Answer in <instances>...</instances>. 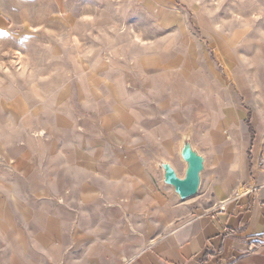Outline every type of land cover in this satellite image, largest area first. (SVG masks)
<instances>
[{
    "label": "rangeland",
    "instance_id": "rangeland-1",
    "mask_svg": "<svg viewBox=\"0 0 264 264\" xmlns=\"http://www.w3.org/2000/svg\"><path fill=\"white\" fill-rule=\"evenodd\" d=\"M84 118L163 125L175 142L170 160L163 158L179 174L178 149L188 135L206 161L191 198L213 197L219 184L236 189L241 158L262 169L264 0H0L1 213L14 217L19 199L30 196L28 180L8 183L1 155L25 152L29 167L51 173V151L63 135L74 137L68 121ZM97 200L70 206V229L95 235L30 236L28 222H5L1 263L27 255L37 264L124 261L131 253L119 251L131 238L115 233L129 226V214Z\"/></svg>",
    "mask_w": 264,
    "mask_h": 264
},
{
    "label": "crops",
    "instance_id": "crops-1",
    "mask_svg": "<svg viewBox=\"0 0 264 264\" xmlns=\"http://www.w3.org/2000/svg\"><path fill=\"white\" fill-rule=\"evenodd\" d=\"M249 123L251 132L244 120L248 149L254 141L251 116ZM65 130L74 132V137L62 136L61 147L51 151L55 163L46 175L27 165L30 156L25 152L1 155L7 161L8 183L16 186L28 180L25 191L30 196L19 199L14 217L1 213L0 167V264H37L28 255L1 263L2 224L11 219L31 224L30 236L95 235L70 229L71 204L86 205L87 197L98 199L101 205L119 206L129 214V226L115 234L131 239L120 251L116 244L112 249L131 254L121 262L113 257L109 264H264V171L254 162L240 159L236 189L219 184L213 197L202 191L197 198L181 201L161 183L153 163L157 155L169 159L175 147L173 132L166 134L163 125L150 130L139 128L134 119L128 125L113 126L84 118L68 121ZM260 137L264 142V129ZM109 141L122 143L126 150L112 149ZM75 194L78 198L74 199ZM211 198L215 202L207 207Z\"/></svg>",
    "mask_w": 264,
    "mask_h": 264
},
{
    "label": "water",
    "instance_id": "water-1",
    "mask_svg": "<svg viewBox=\"0 0 264 264\" xmlns=\"http://www.w3.org/2000/svg\"><path fill=\"white\" fill-rule=\"evenodd\" d=\"M178 155L184 164L182 174H179L172 162L161 156H154L153 163L160 173L161 183L170 187L173 194L182 201L198 194L206 161L205 157L193 146L188 135L182 136Z\"/></svg>",
    "mask_w": 264,
    "mask_h": 264
},
{
    "label": "built area",
    "instance_id": "built-area-1",
    "mask_svg": "<svg viewBox=\"0 0 264 264\" xmlns=\"http://www.w3.org/2000/svg\"><path fill=\"white\" fill-rule=\"evenodd\" d=\"M260 166L262 167V170L264 171V152H263V155H262Z\"/></svg>",
    "mask_w": 264,
    "mask_h": 264
},
{
    "label": "trees",
    "instance_id": "trees-1",
    "mask_svg": "<svg viewBox=\"0 0 264 264\" xmlns=\"http://www.w3.org/2000/svg\"><path fill=\"white\" fill-rule=\"evenodd\" d=\"M246 125H247L249 131L251 132V126H250V123H249V116L246 119Z\"/></svg>",
    "mask_w": 264,
    "mask_h": 264
},
{
    "label": "bare ground",
    "instance_id": "bare-ground-1",
    "mask_svg": "<svg viewBox=\"0 0 264 264\" xmlns=\"http://www.w3.org/2000/svg\"><path fill=\"white\" fill-rule=\"evenodd\" d=\"M253 59V58H252ZM261 143H264V142H261Z\"/></svg>",
    "mask_w": 264,
    "mask_h": 264
}]
</instances>
